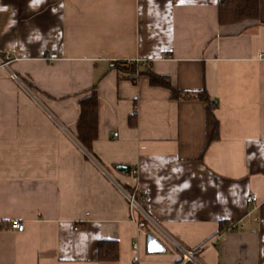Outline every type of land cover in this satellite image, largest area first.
I'll return each mask as SVG.
<instances>
[{"label": "crops", "instance_id": "crops-1", "mask_svg": "<svg viewBox=\"0 0 264 264\" xmlns=\"http://www.w3.org/2000/svg\"><path fill=\"white\" fill-rule=\"evenodd\" d=\"M218 3L0 0V53L21 77L0 67V264H193L173 242L201 264H264V0L257 19L232 25ZM117 61L206 89L219 137L208 143L201 100L122 78ZM96 82L93 156L76 130L79 94ZM118 165L138 169L157 229L131 221L121 187L134 181ZM230 220L244 229L211 244ZM151 232L165 252L148 251ZM103 240L118 243L117 260L98 258Z\"/></svg>", "mask_w": 264, "mask_h": 264}, {"label": "trees", "instance_id": "trees-1", "mask_svg": "<svg viewBox=\"0 0 264 264\" xmlns=\"http://www.w3.org/2000/svg\"><path fill=\"white\" fill-rule=\"evenodd\" d=\"M259 17V0H219L218 21L220 25H232L246 20H255ZM0 55H3L0 53ZM4 56V55H3ZM116 67L122 78H129L133 82L137 81L139 75H147L153 86H161L172 91L174 99H199L205 104L208 143L219 137V121L215 115V102L206 89L189 92L182 91L172 85L171 79L167 75H160L150 67L141 69L142 63L136 61H117ZM79 99V119L77 122L76 137L87 152L94 156L93 143L98 136L99 123V97L97 82L83 91ZM136 111L130 116L131 126L136 125ZM226 222V221H225ZM223 222V223H225ZM221 223V225H223ZM220 225V227H221ZM98 258L105 261H115L119 258L118 243L114 240H103L99 243Z\"/></svg>", "mask_w": 264, "mask_h": 264}, {"label": "built area", "instance_id": "built-area-1", "mask_svg": "<svg viewBox=\"0 0 264 264\" xmlns=\"http://www.w3.org/2000/svg\"><path fill=\"white\" fill-rule=\"evenodd\" d=\"M46 58L49 60H55L58 58V54L56 52H50L46 55ZM15 60V57L11 55H0V67L6 69L11 79L21 82V77L14 71L10 69V64ZM131 175L133 177L134 186L132 189H126L121 187L125 198L127 199L130 207V217L131 221L135 223L139 230H142L147 227H154L157 229L156 222L149 215L146 210L143 201L149 202L151 198L143 193L139 186V174L138 169L134 168L131 170ZM247 203L253 204L254 209H257L260 205L258 196L256 194H251L246 199ZM251 212H249L250 214ZM10 226L19 231L24 230L25 224L19 220H13ZM245 227V223L243 220H230L226 221L221 225L218 233L212 239L211 244L218 245L222 236L228 232L243 230ZM154 234V232H151ZM176 247H178L184 253V263L191 262L193 264H201L196 258L197 251L188 250L183 248L179 243L173 242Z\"/></svg>", "mask_w": 264, "mask_h": 264}, {"label": "water", "instance_id": "water-1", "mask_svg": "<svg viewBox=\"0 0 264 264\" xmlns=\"http://www.w3.org/2000/svg\"><path fill=\"white\" fill-rule=\"evenodd\" d=\"M117 169L124 173H129L131 167L129 165H118ZM147 247L150 253H161L166 251L164 243L153 233L147 235Z\"/></svg>", "mask_w": 264, "mask_h": 264}]
</instances>
